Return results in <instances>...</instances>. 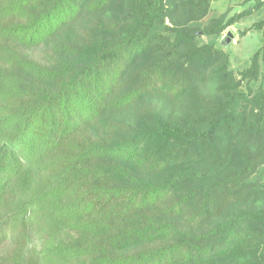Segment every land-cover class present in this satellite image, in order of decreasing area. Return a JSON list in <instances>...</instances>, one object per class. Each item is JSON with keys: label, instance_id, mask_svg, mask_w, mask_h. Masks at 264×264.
Instances as JSON below:
<instances>
[{"label": "trees", "instance_id": "1", "mask_svg": "<svg viewBox=\"0 0 264 264\" xmlns=\"http://www.w3.org/2000/svg\"><path fill=\"white\" fill-rule=\"evenodd\" d=\"M214 1L0 0V264H264V42L236 75Z\"/></svg>", "mask_w": 264, "mask_h": 264}, {"label": "rangeland", "instance_id": "2", "mask_svg": "<svg viewBox=\"0 0 264 264\" xmlns=\"http://www.w3.org/2000/svg\"><path fill=\"white\" fill-rule=\"evenodd\" d=\"M260 0H217L212 3L211 14L228 13L231 18L246 10L253 13L246 19L229 27L218 40V46L229 54L231 69L236 75L251 65L254 54L259 51L264 42L263 30H257L255 27L261 21H264V6L257 9ZM228 32L234 35L228 45H220V41L227 36ZM246 33L243 35V33ZM203 41H208L203 37Z\"/></svg>", "mask_w": 264, "mask_h": 264}, {"label": "water", "instance_id": "3", "mask_svg": "<svg viewBox=\"0 0 264 264\" xmlns=\"http://www.w3.org/2000/svg\"><path fill=\"white\" fill-rule=\"evenodd\" d=\"M233 38L234 35L231 32H228L227 36L220 41V45H228Z\"/></svg>", "mask_w": 264, "mask_h": 264}]
</instances>
